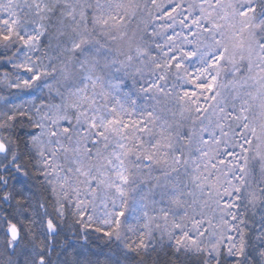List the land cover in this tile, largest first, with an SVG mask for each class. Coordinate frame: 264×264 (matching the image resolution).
Instances as JSON below:
<instances>
[{"label": "snow or ice", "instance_id": "1", "mask_svg": "<svg viewBox=\"0 0 264 264\" xmlns=\"http://www.w3.org/2000/svg\"><path fill=\"white\" fill-rule=\"evenodd\" d=\"M0 264H264V0H0Z\"/></svg>", "mask_w": 264, "mask_h": 264}]
</instances>
